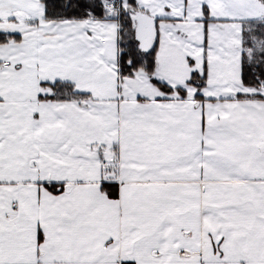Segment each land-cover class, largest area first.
Masks as SVG:
<instances>
[{"label":"snow or ice","instance_id":"6c2138e0","mask_svg":"<svg viewBox=\"0 0 264 264\" xmlns=\"http://www.w3.org/2000/svg\"><path fill=\"white\" fill-rule=\"evenodd\" d=\"M0 264H264V0H0Z\"/></svg>","mask_w":264,"mask_h":264}]
</instances>
